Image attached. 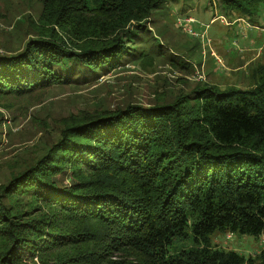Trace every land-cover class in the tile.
Returning a JSON list of instances; mask_svg holds the SVG:
<instances>
[{
  "label": "trees",
  "instance_id": "obj_1",
  "mask_svg": "<svg viewBox=\"0 0 264 264\" xmlns=\"http://www.w3.org/2000/svg\"><path fill=\"white\" fill-rule=\"evenodd\" d=\"M166 1L40 0L35 36L0 55V103L118 69L123 37ZM224 1L249 17L264 3ZM253 76L248 91L205 85L49 125L53 141L0 183V264H264V245L244 257L211 240L264 237V63Z\"/></svg>",
  "mask_w": 264,
  "mask_h": 264
},
{
  "label": "rangeland",
  "instance_id": "obj_2",
  "mask_svg": "<svg viewBox=\"0 0 264 264\" xmlns=\"http://www.w3.org/2000/svg\"><path fill=\"white\" fill-rule=\"evenodd\" d=\"M99 1L87 0V4L93 7ZM40 12V0H0V55L24 49L35 36ZM186 18L194 21L178 23ZM252 30L261 33L257 41L262 53L247 66L245 43L253 33L249 38L243 35ZM138 34L133 39L123 37L129 57L96 82L53 85L28 100L0 103V183L19 170L40 143L53 141L49 125L82 109H114L125 101L144 106L169 102L181 92L205 85L220 91L252 89L254 71L264 63V3L249 17L228 8L224 0H167ZM211 240L218 248L244 257H255L264 245L262 236L238 233L215 232Z\"/></svg>",
  "mask_w": 264,
  "mask_h": 264
},
{
  "label": "crops",
  "instance_id": "obj_3",
  "mask_svg": "<svg viewBox=\"0 0 264 264\" xmlns=\"http://www.w3.org/2000/svg\"><path fill=\"white\" fill-rule=\"evenodd\" d=\"M251 27H253V29H257L256 25H252ZM252 33V40L246 41L244 49V52L246 53L247 66L251 65L255 61V59L260 55V53H262V46H260V42L257 41L259 39H262L260 32H257L255 34L252 30V32H250L249 34L244 33L243 37L249 38Z\"/></svg>",
  "mask_w": 264,
  "mask_h": 264
},
{
  "label": "built area",
  "instance_id": "obj_4",
  "mask_svg": "<svg viewBox=\"0 0 264 264\" xmlns=\"http://www.w3.org/2000/svg\"><path fill=\"white\" fill-rule=\"evenodd\" d=\"M179 22L178 23H183L182 21H184V23H187V24H190L194 21V19L192 18H186L184 20H178Z\"/></svg>",
  "mask_w": 264,
  "mask_h": 264
}]
</instances>
